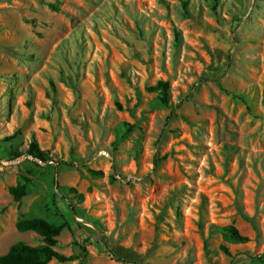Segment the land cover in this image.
Masks as SVG:
<instances>
[{
	"label": "rangeland",
	"instance_id": "obj_1",
	"mask_svg": "<svg viewBox=\"0 0 264 264\" xmlns=\"http://www.w3.org/2000/svg\"><path fill=\"white\" fill-rule=\"evenodd\" d=\"M32 218L66 264H121L77 224L135 264H264V0H0V256Z\"/></svg>",
	"mask_w": 264,
	"mask_h": 264
},
{
	"label": "trees",
	"instance_id": "obj_2",
	"mask_svg": "<svg viewBox=\"0 0 264 264\" xmlns=\"http://www.w3.org/2000/svg\"><path fill=\"white\" fill-rule=\"evenodd\" d=\"M151 90H160V101L164 104H168L169 84L167 82L159 81ZM24 154L40 162L47 161L46 152L39 149L35 140H32L29 143ZM13 155L18 157L21 153H14ZM60 164H65L66 166L73 165L71 163L66 164L64 162H61ZM23 181V183H18L16 186L9 189V193L13 201L18 204H20L21 199L27 192V184L29 181L25 177L23 178ZM65 226H68L65 222L60 225H53L42 218L22 219L18 221L16 224L17 231L35 233L40 237L41 244L32 246L23 242H17L11 245L5 254L0 256V264H48L51 261L66 264L73 262L75 260L74 256H65L57 250V238ZM77 226L86 231L90 236H93L96 239V242L101 244L103 251L109 254V256L116 262L121 264H135L133 262L115 257L107 246L99 240L95 232L81 227L79 224H77ZM228 232L234 239L244 240L234 228H230ZM72 244L74 247L84 250L82 244L76 239L72 241ZM222 250L227 253V249L225 247H222Z\"/></svg>",
	"mask_w": 264,
	"mask_h": 264
}]
</instances>
